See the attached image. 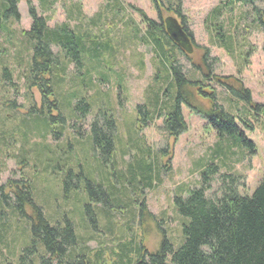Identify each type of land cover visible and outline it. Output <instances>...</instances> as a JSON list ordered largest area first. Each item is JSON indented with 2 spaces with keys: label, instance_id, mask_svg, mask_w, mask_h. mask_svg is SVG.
<instances>
[{
  "label": "rangeland",
  "instance_id": "rangeland-1",
  "mask_svg": "<svg viewBox=\"0 0 264 264\" xmlns=\"http://www.w3.org/2000/svg\"><path fill=\"white\" fill-rule=\"evenodd\" d=\"M16 1L18 15L10 10L11 0H0V8L4 6L0 32V186L11 198L7 199L9 204L15 194L23 192L18 190L23 187L20 183L29 181L34 204L52 225L61 226L66 216L85 243L83 249L91 256L101 251L108 264H118L136 262V247L155 253L165 238L174 249L180 246L183 220L176 212L174 197L200 188L206 163L214 161L220 168L211 179L208 197L219 196L221 174L235 175L240 195L253 193L264 172V111L249 108L232 95V89L249 90L252 104L264 106V32L257 14L263 12L260 19L264 23V0L222 7L224 14L218 23L234 36L230 51L218 43L206 23L216 8L230 0H176L179 14L161 12L163 18L174 16L182 31L186 27L189 32H185L187 39L178 38L184 46L182 53L174 51V65L195 81L204 79L206 85L183 88L188 103L180 104L185 129L178 136L165 129V117L143 127L139 121L138 105L149 106L159 84L158 54L142 40L147 22L160 21L152 0ZM30 8L46 19L50 29L67 24L74 31L89 33L91 41L97 37L102 44L110 43L111 54H104L99 66L84 57L80 70L72 64L67 70L65 95L76 90L81 81L86 86L90 80L94 83L83 96L91 112L78 121L71 119L70 110L62 109L63 98L59 101L60 119L56 110L50 114L30 111L32 106H43L42 95L28 80L34 55L28 34L33 24ZM51 51L59 53L55 47ZM198 90L211 93L224 111L245 119L246 124L236 122L254 143V155L238 149L228 151V143L221 142L203 118L211 103ZM97 118L114 134L113 147L103 154L94 152L92 146L90 126ZM219 148L221 154H217ZM142 156L145 163L154 166L149 187L143 186L139 177L132 179ZM81 174L80 179L74 178ZM87 183L92 194L86 192ZM22 216L15 218L16 224L4 234L7 247L1 244L4 251L0 257L15 263L31 246L30 223L37 217L29 204L24 205ZM42 255L45 252L40 244L25 264H40Z\"/></svg>",
  "mask_w": 264,
  "mask_h": 264
},
{
  "label": "trees",
  "instance_id": "trees-1",
  "mask_svg": "<svg viewBox=\"0 0 264 264\" xmlns=\"http://www.w3.org/2000/svg\"><path fill=\"white\" fill-rule=\"evenodd\" d=\"M11 1L10 10L17 14L16 5L18 1ZM175 1L152 0L160 21L159 23L147 22L146 35L142 37V40L151 44L158 54L156 79H158L159 84L150 105H138L137 109L142 127L157 117H165V129L169 134L178 136L185 129L180 104L184 101L188 103L186 97L183 96V88L196 87V85L200 87V83L203 85L204 79L199 82L195 81L194 76H186L181 67L174 65L171 60L176 49L181 53L183 52L184 45L175 41L171 31H169L176 23L174 16L163 18L161 12L179 14V6L174 4ZM237 2H242L241 4L244 5L249 1L230 0L226 5L216 8L206 21L209 31L216 37L218 43L227 48L228 51H230L234 36L227 33L223 24L218 23V20L224 14L223 8H228ZM115 3L114 6H118L119 3ZM2 7L4 8L3 5ZM3 8H0V32L2 30ZM262 13L260 11L257 14L259 24L264 32V23L260 19ZM30 14L33 18V24L28 34L32 36L31 46L34 49V55L29 67L28 80L29 85L36 87L42 95L43 103L40 109L32 106L30 111L36 112V114L44 112L50 114L52 110H56L59 113V101L63 98L65 103L61 106L62 109L70 110L71 119L78 121L91 112L87 98L83 96H86L85 89L92 88L94 83L90 80L91 84L86 86L81 81L77 83L76 90L65 95L62 91L67 84V70L71 64L80 70L81 61L84 57H88L95 67L99 66L104 54H111L110 43L102 44L97 37H94L96 41H91L89 33L74 31L67 24L50 29L46 19L38 17L33 8H30ZM183 30L189 33L186 27ZM137 32H139L138 28H136ZM52 47L59 50L57 55L52 53ZM167 47L168 50H166ZM103 79L109 82L107 78L103 77ZM198 91L203 98L208 99L211 103V107L203 114V118L217 132L221 142L225 140L228 143V151L238 149L250 156L254 155L256 151L254 143L245 137L244 132L236 122L246 124L245 119L224 111L214 101V95L211 93L204 90ZM232 91V95L244 102L249 108L257 112L264 111V106L252 104L249 90L235 91L232 89ZM161 97H164L163 101ZM66 99L67 101H65ZM58 118L60 119V113ZM109 119L114 128L112 117L109 116ZM51 120L54 118L51 117ZM90 128L94 152L103 154L108 148L113 147L114 134L109 127L108 129L105 128L97 118ZM62 129L63 127H61ZM76 132L81 135L79 131L76 130ZM221 150L219 148L217 154H221ZM144 159L142 156L141 165L139 169H135L132 179L135 180L139 177L140 181L144 183L143 186L149 187L152 182L154 166L151 163H145ZM219 169L214 161L206 163L201 171L200 188L189 190L186 196L176 195L174 197L176 212L183 220V240L177 249H174L170 240L165 238L155 253L148 254L145 250L136 247L139 250L136 262L128 261L118 264H264V172L251 195L239 194L235 175L221 174L219 175L221 182L219 196L208 197L206 192L210 189L211 179L220 173ZM81 177L82 174L74 178L80 179ZM20 184L23 187L18 190L22 189L23 192H16L17 194L12 198V204H9L7 199L10 197L2 193L3 186H0V255H3L4 248L2 249L1 246L5 244L4 237L7 230L12 223L16 224L15 218L23 217L24 205L26 204L32 206L37 216L35 221L30 223L31 249L24 251L18 263L8 260L7 257L5 259L0 257V264H25L27 257L34 254V249L40 244H42L45 252V255L40 256V264H108L101 251L91 256L85 248L81 247L85 243L78 237L74 223L66 216L62 220L64 223L61 226L60 223L52 225L44 217L40 207L34 204L32 186L29 185L31 183L25 181ZM86 185V192L92 194L93 189L90 183ZM90 200L98 201L93 198ZM86 207L85 209L88 210L89 206ZM5 209L10 211L6 212ZM5 246L7 247V244ZM79 247H81L80 253L77 251Z\"/></svg>",
  "mask_w": 264,
  "mask_h": 264
},
{
  "label": "water",
  "instance_id": "water-1",
  "mask_svg": "<svg viewBox=\"0 0 264 264\" xmlns=\"http://www.w3.org/2000/svg\"><path fill=\"white\" fill-rule=\"evenodd\" d=\"M169 31H171V35H172L173 39L177 42L179 41V39H178L179 37L184 38V35H182L183 31H182L181 27L178 26L177 23H175L174 26L171 28V30L169 29Z\"/></svg>",
  "mask_w": 264,
  "mask_h": 264
},
{
  "label": "flooded vegetation",
  "instance_id": "flooded-vegetation-1",
  "mask_svg": "<svg viewBox=\"0 0 264 264\" xmlns=\"http://www.w3.org/2000/svg\"><path fill=\"white\" fill-rule=\"evenodd\" d=\"M182 35H184V38L187 39V38L185 37V36H186L185 32H183Z\"/></svg>",
  "mask_w": 264,
  "mask_h": 264
}]
</instances>
